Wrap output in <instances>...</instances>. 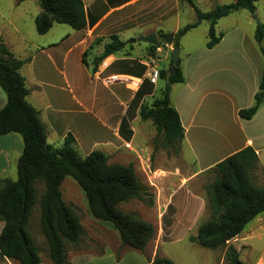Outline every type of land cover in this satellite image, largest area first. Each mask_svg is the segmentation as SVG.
<instances>
[{"label": "trees", "instance_id": "16d2710c", "mask_svg": "<svg viewBox=\"0 0 264 264\" xmlns=\"http://www.w3.org/2000/svg\"><path fill=\"white\" fill-rule=\"evenodd\" d=\"M196 19L186 23L175 32L173 46H179V38L201 21L209 23L207 47L216 44L223 31L216 32L217 20L229 13L246 9L256 12V0H232L216 3L209 10L199 9L193 0ZM41 8L35 16V28L45 33L54 23H64L79 30L86 26L87 19L83 0H38ZM254 36L260 44L262 68L258 89L252 105L239 110L242 118H251L264 101V23L257 22ZM160 37V36H159ZM165 41L160 38L159 42ZM116 34L102 51L94 57V66L107 55L124 47ZM155 44L149 47L155 49ZM26 59L16 57L0 38V86L6 101L0 109V135L16 132L22 140V151L16 162V178L0 177V256L14 259L19 264H39V247L29 229L32 210L39 205V226L48 246V256L54 264L66 263L65 242L77 243L83 233L79 216L62 197L61 183L71 176L83 191L87 209L93 218L114 227L123 246L144 250L154 238L156 230L152 222L140 218L131 211L119 207V203L136 198L149 205L154 198L149 186L138 177L132 163L113 162L100 149L81 154L76 147L75 136L67 133L59 146L47 141V132L39 112L28 100L29 88L21 67ZM167 85L151 103L140 105L139 115L150 119L158 134L162 135L161 147L181 148L184 127L179 114L172 105L168 85L184 81L179 57L175 67L159 71ZM157 148V146H156ZM264 174L260 168L255 149L247 145L218 161L206 172H212V180L205 185V208L208 217L199 222L196 232L188 239L208 248L225 247V264H248L228 241L239 235L246 224L264 211V186L256 184L254 171ZM42 191L38 195L37 184ZM153 264H174L168 257L155 255Z\"/></svg>", "mask_w": 264, "mask_h": 264}, {"label": "crops", "instance_id": "0c3cea01", "mask_svg": "<svg viewBox=\"0 0 264 264\" xmlns=\"http://www.w3.org/2000/svg\"><path fill=\"white\" fill-rule=\"evenodd\" d=\"M193 2L201 10L203 6H206V9L209 10L216 3H221L220 0H193ZM83 4L87 19L86 26L79 30L72 28L73 31L67 32L57 42L48 44L55 56H58L62 50L64 51L63 68H56L57 72H53V74L55 75L56 73L58 78L59 74L62 75L66 85L72 82L77 86L78 96L71 94V97L77 101L85 113L100 114L105 118L114 116L118 119H130L128 120L129 123L127 122V128L118 122H114V128L112 129L113 136L118 140V143L119 141L126 143L135 137L136 128L134 122L139 119L142 121L139 115L140 104L142 102L151 103L160 94V92L157 94V90L162 91L167 85L166 79L160 77L155 83H151L148 80V72L152 64L157 65L160 70L168 67L171 58L169 53L174 47L173 43H169L170 47L166 48V51L155 61L151 59L154 50L149 47L147 42H145L147 45L137 49L136 57L118 50L107 55L96 66H94L93 62L94 57L102 51L104 44L110 40V35L112 34H116L120 39L126 41L122 49L130 42L132 48V43L140 41L137 38L140 35L155 32L158 40L159 36L162 38L169 31H174L175 35L177 29L196 19V13L187 0H83ZM255 4L256 15L251 14L247 10L249 18H256L259 22L264 23V0H256ZM184 9L193 11L195 17L192 15L184 24H180L179 20H176L174 24L167 26V18L175 15L177 19L180 11ZM239 10L233 12H238ZM235 21L236 19L230 21L229 23L231 24L227 28L216 30V32L223 31V35L212 47L206 46L207 36L205 39L202 38L203 42L200 46L192 48L187 53L185 59L181 60L184 81L172 83L170 91L168 90L171 103L177 110L184 127V137L180 150H183L186 146L191 156H193V163L199 164L196 170H193L195 176L247 145L255 149L259 158L260 168L264 166V101L251 118H242L238 113L240 109L252 105L254 94L258 89L259 75L263 62L260 44L254 36L257 23L252 22L245 16L242 23L238 20ZM134 22L139 27L136 32L137 36L134 39H125L123 37L125 29L134 24ZM194 28L196 26L189 29L181 37L191 32ZM1 37L6 46L16 55L10 45L5 42L3 29H0ZM181 37L179 38V57L184 48L183 44L180 43ZM261 44L264 46V38ZM75 50H78L77 53H74L72 59L69 60V55ZM16 57L24 59L20 55ZM50 57L55 64L54 56L50 55ZM117 60H123L122 68H120L123 70H115V68L110 71L107 70ZM158 60L160 61L159 64L157 63ZM90 70L95 79L101 81L106 89L97 91V89L82 79L81 73ZM112 74L130 78L134 82H106V77ZM143 79H147L148 83L142 84ZM159 80H163V83H158ZM179 83L180 85L175 88ZM174 88L175 90L172 91ZM54 90H57V88ZM30 94L31 90L29 88L27 100L37 108L42 122L44 123L43 119H46V121L55 120L51 119L54 115L48 113L47 109L46 116L42 117L36 98L34 96L29 98ZM135 96L137 99H134ZM132 100L136 101H134L132 111L128 114L127 109ZM5 101L6 94L0 86V109ZM45 105L46 108L51 107L49 102H45ZM117 105H120L121 110L117 108ZM96 130L103 134L101 127H97ZM108 130L111 131L109 128ZM46 132L48 142L50 135L55 139H62V136H58L51 126L46 129ZM124 134L129 137V140ZM74 136L76 142L79 143L80 139L76 135ZM106 138H110L109 135ZM105 141H108V144L112 143L109 139ZM21 151L22 140L18 133L9 132L0 135V177H10L8 174L10 173L11 159L13 158L14 161L15 153L17 162ZM87 153L85 152L84 154ZM157 169L159 170L160 168ZM172 183L154 184L155 202L164 205L160 210V214L166 212L167 205L180 203L182 207L180 209L177 207L170 209L169 216L175 218L182 214L184 219H175L174 222L167 226L164 224L157 237L152 239L144 250L141 251L132 247L127 248L126 246L119 249V246L108 245L98 253L78 252L71 260H67L65 264H153L156 254L167 257L166 254L159 252L161 241H165L167 237L180 239L184 236L188 239L187 222L192 219L193 214H196V210L204 205V200L193 189L194 186L185 184L186 182L179 185ZM257 216L258 214L254 218L256 219V224L259 225L264 221V217ZM182 221H185L186 227L181 233V231L176 229H178L177 224L182 223ZM256 224H254V227ZM2 226L3 221H0V230ZM162 232L167 236L166 238L161 237ZM246 239L247 236L242 231L239 235L230 239L228 244L233 245L239 256H241L242 251L246 249L247 252L250 246L249 243L243 242ZM186 246H189L188 248L190 249L196 248L197 254L199 250H205L203 253L206 258L202 264H225V247L209 249L208 247H201L197 243L187 244ZM173 262L177 264L175 258ZM0 264H19V262L0 256ZM248 264H264V258L259 256Z\"/></svg>", "mask_w": 264, "mask_h": 264}, {"label": "rangeland", "instance_id": "374dc122", "mask_svg": "<svg viewBox=\"0 0 264 264\" xmlns=\"http://www.w3.org/2000/svg\"><path fill=\"white\" fill-rule=\"evenodd\" d=\"M220 1L221 3H228L231 0ZM201 8L202 10H207L206 6ZM40 10L41 8L38 4V0H0V29H3L5 42L10 45V48L16 54L15 56L20 55L26 59L20 71L25 77L26 86L31 90L29 98L32 96L36 98L42 117L46 116V109L48 113L54 115L51 119L55 120L46 121V119H43L44 125L46 129H49L51 126L58 136H62V139H55L50 135L49 142L53 146L61 145L64 136L71 132L80 139V145L76 142V147L81 154H84L85 152L87 153L89 150L100 149L107 154L109 161L132 163L140 180L145 185L149 186L148 192L153 196L154 203L149 205L142 200L133 198L128 201L120 202L119 207L125 211L134 212L140 218L152 222L156 230L154 236V238H156L158 232L161 231V227H164V224L166 226L170 225L175 219L183 220L184 215L180 214L175 218L169 216L170 209H175L176 207L180 209L182 207L180 203L167 205L168 211L166 210V212H164L165 214L163 213L164 215L160 214V210L164 205L155 202L154 184L173 182L172 184L179 185L186 182L185 184L194 186L193 189L204 200L205 185L212 180L213 173L204 171L195 176L193 170H196L199 164L193 163V156H191V153L186 146L183 150L181 149L179 151H176L172 146L161 147L162 135L157 133V130L150 119H142V121L141 119L138 121L136 120L134 122L136 128L134 133L135 137L129 140V137L124 134L129 141L126 143L124 141H119L118 143V140L115 139L112 133L114 122H118L120 125H124L127 128L129 123L128 120L130 119H118L114 116L111 118H105L97 113V115L85 113L83 108L78 105L77 101L71 97V94L78 96L77 86L72 82L66 85L62 75L59 74L58 78L56 73L55 75L53 74V72H57L56 68H63L64 51L62 50L58 56H55L48 46L49 43L57 42L67 32L73 31V29L67 24L56 23L45 33H38L35 28L34 18ZM192 15L195 17L193 11L191 12L187 9L181 10L177 19L175 15H171L167 18L166 24L167 26H171L176 20H179L178 22L180 24H184ZM253 15H256V12L253 13ZM244 16L252 22L254 21L257 23L258 21L256 18H249V12L242 9L238 12H233L229 16L220 18L216 24V30L219 31L227 28L231 24L229 22L235 19L242 23ZM208 26V21L204 20L191 32L181 37L180 43L184 46L180 53L182 61L192 48L198 47L202 44L203 39L207 37ZM247 27L249 26L247 25ZM138 29L139 27L134 22V24L125 29L123 37L125 39H134L137 36L136 32ZM1 39L3 40L2 37ZM130 44L126 45L124 49H120V52H127V54L136 57L138 52L137 49L141 46L147 45L144 41H136L132 43L133 45L131 48ZM77 51L78 50L71 52L69 60L72 59L74 53H77ZM169 54L171 55V53ZM50 55L54 56L56 65L53 63ZM157 63L159 64L160 61L158 60ZM122 64L123 60H117L107 70L110 71L113 70V68H115V70H123L120 69L122 68ZM91 76H93L91 70L88 72L83 71L81 73L82 79H84L87 84H90V86L97 89V91L106 89L101 81L95 79L94 76ZM147 83L148 80L143 79L142 84L145 85ZM158 83H163V80H159ZM179 85L180 83L177 84L175 88ZM169 86L171 87L172 84L168 85V90L170 91ZM55 88H57V90H54ZM175 88L172 89V91H174ZM159 92L161 93V90L158 89L157 94ZM134 99H137V97L135 96ZM134 101L136 100H132L128 106V114L132 111ZM45 102H49L51 107L46 108ZM144 103L145 102H142L141 104ZM117 108H120V105H117ZM119 110H121V108ZM97 127L103 129V134H100L96 130ZM108 128L111 129V131L108 130ZM108 135L110 138H106ZM106 139L111 140L112 143L108 144V141H105ZM14 158V161L13 158L11 159L10 173L8 175L15 179V153ZM157 168L160 169L158 170ZM254 175V181L256 184L264 186V174H262L260 170H256L254 171ZM37 187L38 195H40L42 191L41 183H38ZM61 192L63 199L79 216L80 222L83 226V233L77 243L65 242L66 260H71L78 252L87 251L90 253H98L108 245L119 246V249L125 247L121 243L119 234L114 227L107 222L97 220L90 216L87 209L85 195L71 176H66L63 179L61 183ZM38 207L39 205L32 210L33 212L29 221V229L34 242L39 247L41 260L39 264H54L48 256L47 242L39 226ZM259 216L264 217V211L258 214L257 217ZM207 217L208 211L205 208L204 200L203 207L200 206V208L196 210V214H193L192 219H189L187 222L188 234L196 232L199 222ZM184 222H177V231H181L182 233L185 230L184 227H186V224H184ZM254 224H256L255 218L252 219L243 230L247 236V239L243 242L249 243L250 246L247 252L246 249L242 251L240 258L247 263L253 262L259 256H263L264 258V221L259 225L256 224L255 227ZM161 237L166 238L167 236L162 232ZM180 239L167 237L165 241H161L159 252L166 254L171 260H174L175 258L177 264L204 263L206 257L203 252L205 250H199L197 254L195 250L196 248L190 249L188 248L189 246H186L187 244H192L194 242H191L184 236ZM126 247L128 248V246Z\"/></svg>", "mask_w": 264, "mask_h": 264}, {"label": "built area", "instance_id": "2783aa9c", "mask_svg": "<svg viewBox=\"0 0 264 264\" xmlns=\"http://www.w3.org/2000/svg\"><path fill=\"white\" fill-rule=\"evenodd\" d=\"M155 49H154V54L153 56H151V59L153 61L157 60L158 58H160V55L166 51V48H169V42L167 41H163V42H158L157 44H155ZM159 67L157 65H150V70L148 72V80L151 83H155L159 77ZM106 82L108 83H113V82H117V81H122L125 83H128L127 77H123L121 75L118 74H112L106 77L105 79Z\"/></svg>", "mask_w": 264, "mask_h": 264}, {"label": "water", "instance_id": "95a60500", "mask_svg": "<svg viewBox=\"0 0 264 264\" xmlns=\"http://www.w3.org/2000/svg\"><path fill=\"white\" fill-rule=\"evenodd\" d=\"M162 39H164L165 41L169 42V43H173V39H174V31H169L167 33H165L162 36ZM138 40L140 41H144L147 42L149 44H157L158 43V37L156 35L155 32H150L148 34L145 35H140L138 37ZM179 52H180V47H173L172 51H171V66L174 68L178 59H179ZM170 89V86H169Z\"/></svg>", "mask_w": 264, "mask_h": 264}, {"label": "bare ground", "instance_id": "6f19581e", "mask_svg": "<svg viewBox=\"0 0 264 264\" xmlns=\"http://www.w3.org/2000/svg\"><path fill=\"white\" fill-rule=\"evenodd\" d=\"M127 80L131 83H133L134 81L132 80V79H130V78H127ZM136 81V80H135Z\"/></svg>", "mask_w": 264, "mask_h": 264}]
</instances>
